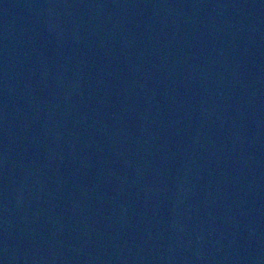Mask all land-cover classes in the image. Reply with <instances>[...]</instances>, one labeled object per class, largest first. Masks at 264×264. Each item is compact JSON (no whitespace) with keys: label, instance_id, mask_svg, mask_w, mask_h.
I'll return each mask as SVG.
<instances>
[{"label":"water","instance_id":"water-1","mask_svg":"<svg viewBox=\"0 0 264 264\" xmlns=\"http://www.w3.org/2000/svg\"><path fill=\"white\" fill-rule=\"evenodd\" d=\"M0 264H264V0H0Z\"/></svg>","mask_w":264,"mask_h":264}]
</instances>
